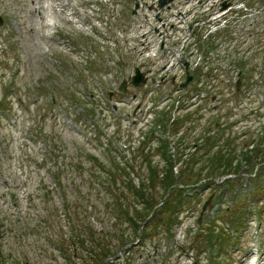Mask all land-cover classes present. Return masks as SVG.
I'll use <instances>...</instances> for the list:
<instances>
[{
  "label": "rangeland",
  "instance_id": "374dc122",
  "mask_svg": "<svg viewBox=\"0 0 264 264\" xmlns=\"http://www.w3.org/2000/svg\"><path fill=\"white\" fill-rule=\"evenodd\" d=\"M259 1L253 6L248 3L252 11L244 24L246 30L241 33L242 45L237 54L233 55L238 45L234 36L229 45H219L218 52L214 50L216 54L203 57L204 61L207 57L212 61L211 72L220 61H225L226 70L232 63H244L247 52V68L257 67L256 77L241 96L233 95L235 89L228 91L223 86L216 89L215 101L210 95L200 102L198 98L190 100L192 107L181 112L183 119L189 117L187 124L176 134L179 123L171 121L178 112L180 97L176 96L175 103L169 106L168 131L157 123L168 108L158 103L164 96L176 94L170 77L181 69L180 66L174 71L177 61L189 59V71L195 73L199 59L188 51L186 55L179 52L191 35L185 31L186 25H193L198 13L186 17L180 38L166 39L170 50L164 61L156 62V45L149 54L145 51L148 46L136 45L138 40L145 43L140 36L152 28L155 33L147 37L149 43L160 44L170 33L169 29L162 31L168 24L162 22L159 26L155 21L156 10L145 8L153 7L154 0H0V98L8 95L13 104L0 120V264H69L75 237L83 235L93 242L91 233L99 239L104 235L112 250L120 251V264L128 257L133 258L134 264H207L213 221L221 217L217 222L219 229L233 232L231 214L225 215L226 205L219 212L217 196L224 188L197 190L195 203L183 208L182 225L175 229L173 239H153L143 247L136 246L129 256L126 252L131 245L126 246L129 241H125L136 238L131 226L116 217L113 206L121 192L113 193L118 186L113 185L109 168L115 163L128 168L136 185L146 177L150 162L164 171V157L146 154L149 148L158 149L159 141H168L174 148H170L169 155L176 154L175 170L187 167L197 148L201 155L210 150L200 149L205 145L202 139L208 137V129L212 131L209 138L215 143L220 141L219 148L228 141L239 150L249 145L245 151L250 152L256 147L253 140L258 141L264 132V0ZM137 3L141 8L134 16ZM196 7L192 4L181 11L186 14ZM172 13H165L162 20ZM143 15L148 16L149 26L146 19L140 18ZM198 27L201 25H195L196 32ZM214 28L211 26V31ZM199 47L205 51L203 42ZM151 68L150 76L147 73ZM136 69H142L149 84H165L154 93V104L162 109L153 108L154 115L144 121L140 116L147 108L152 110L146 102L149 86L132 85ZM180 81L178 78L176 84ZM125 82L126 91L122 93L120 88ZM71 95H77L80 102L74 103ZM234 98L236 104L245 100L254 109V114L252 108L242 109L244 118L238 125L237 111L231 105ZM140 102L142 108L137 110ZM160 130L163 133L156 135ZM151 132L155 134L151 136ZM182 136L185 140H180ZM152 137L157 139L151 142ZM142 146H147L144 151ZM247 169L243 168L240 174L245 181L252 177L244 174ZM118 178L122 182L129 179ZM225 179L216 178L218 182H214L222 186ZM158 198L162 204L163 196ZM254 221L247 231L234 236L238 245L230 249L229 264H264V224L259 228ZM213 238H219L218 232L213 233ZM137 242L138 238L135 245ZM217 252L215 249L212 254ZM78 261L74 263L85 264Z\"/></svg>",
  "mask_w": 264,
  "mask_h": 264
},
{
  "label": "trees",
  "instance_id": "16d2710c",
  "mask_svg": "<svg viewBox=\"0 0 264 264\" xmlns=\"http://www.w3.org/2000/svg\"><path fill=\"white\" fill-rule=\"evenodd\" d=\"M245 1L250 5H253L257 1L260 2L259 0ZM261 3L262 5L264 4L263 2ZM241 64L243 79L250 82L256 73L254 69L247 68L249 66L248 59ZM71 96L74 103L78 104L80 102V99L76 97L77 95ZM8 98V95L2 99L0 98V120L3 119L5 113L10 112L12 109L13 104ZM198 118L201 119V116ZM185 120L188 119H181L177 122L179 124L176 125L177 128L174 133H179L180 128L187 124ZM157 121L160 126L168 131L167 126L170 123L168 113ZM154 134L150 133L151 136ZM209 137L211 136L202 139L205 145L200 149L208 148L210 150L201 155L199 154L201 151L197 148L194 151V157L190 164L177 170L174 169L177 165H174L177 157L176 154L171 155L173 158L170 157L169 152L171 147L169 146V142L158 140V149L149 148L146 154L151 157L155 154L164 157L167 167L164 171H159L150 162L147 167L146 177L137 185L131 179V172L128 168L122 167L119 163H115L112 167L113 169L109 168V176L113 180V185L118 186L113 193L116 195V193L121 192L116 196L117 202L113 206L116 217L122 223L126 221L132 228L135 235L134 238L136 240L138 238L136 245H134L136 243L134 239L125 241H129V243L125 244L126 246L131 245V248L128 250L129 252H126L129 256L136 246L139 248L143 247L153 239L158 241L161 236L166 239L167 236L173 239L175 229L181 224L180 217L184 211L183 208L188 205L190 207L196 201L195 196L197 195L192 196L188 195V193L192 192L193 187L200 185L203 181H205L203 186H215L218 189L224 188L223 193L218 194L219 192H216L218 194L217 200L220 201L218 203L220 205L219 212L226 205L224 209L226 210L225 215H228L230 212L231 220L234 221H232V233L225 228L219 229L217 222L221 220V217L213 221L214 227L209 230L208 243L211 246L208 255L210 258H207V264H229L230 249H235L238 245V242H235L236 236L239 233L247 231L254 219V223L256 222V225L260 228L262 227L264 224V132L258 141L255 139L253 140L255 142L252 141L253 144L257 145L250 152L245 151L248 150L249 145L239 150L237 147H232L228 143L229 141L219 148L220 141H217L219 144L215 143V140ZM185 138L182 136L180 140H185ZM156 139L157 137H152L151 142ZM146 147L142 146V150L144 151ZM145 158H147L146 155ZM112 164L114 163L112 162ZM245 167L248 169L244 171V174L247 173L249 176H252L247 181L242 177L243 174L240 175V172ZM205 172H208V174L205 175ZM252 172L254 176L251 174ZM230 176H234L235 178L226 179L222 183V186H218L214 182L216 178L223 179ZM118 177H129L130 180L126 179L122 182ZM158 196H163L162 204ZM225 201L231 203L232 206H228ZM232 227L230 226V228ZM216 232L219 234L218 239L213 238V233L215 234ZM85 233L87 234V232ZM91 234L93 242H90L83 235L75 237L74 252L71 259H67L69 264H78L74 263L76 260H79L78 262L83 261L85 264H105L109 258L115 259L116 262L109 264H120L118 260V253L120 251L115 252L112 250L104 235L99 239L94 233ZM119 235H121V239L123 240V232H120ZM125 245L123 246L125 247ZM215 249H218V252L214 255L212 252L214 253ZM154 250V252H157V249ZM122 263L134 264V260L132 257H128ZM198 264H200V261Z\"/></svg>",
  "mask_w": 264,
  "mask_h": 264
},
{
  "label": "built area",
  "instance_id": "2783aa9c",
  "mask_svg": "<svg viewBox=\"0 0 264 264\" xmlns=\"http://www.w3.org/2000/svg\"><path fill=\"white\" fill-rule=\"evenodd\" d=\"M225 1L230 2V0H195L193 2L188 3L187 5L177 4L173 12L174 15H171L169 18H165L162 20L163 24L169 25L168 28L166 26L165 28L162 27V31L164 30L165 32H167L169 29L170 33H173L172 36L169 33V35H166L164 39L162 40V42L165 43L164 54L166 55L168 50H170V45L167 43L168 40L166 39H172L174 37L177 39L180 38L181 33L184 32L182 31L181 27H182V24L184 25L186 24V17L194 16L198 13L197 16H199L200 19L199 18L194 19L193 25H186L185 31L187 33H190L191 35H189L188 39L187 37L183 38V40L187 39L186 40L187 44L186 46H184V48L181 49L179 53H181V55H186L187 54L186 52L188 51L190 52L191 57L198 58L199 66L197 65L195 69L200 70L203 74H207L208 72H210L209 69H211L212 67V61L208 59V57L205 58V61L203 60L204 54L213 56L214 54H216L214 50L218 52L219 45H222V44L227 45L228 43L225 41H227L228 39H232V38L234 40V36L237 39V43H238V45L235 46L234 47L235 49L233 50V55H236L238 48L241 47L238 41L240 40V37H242L241 33H242V28L245 23V19L247 18V16H250V15H247V14L241 15L242 14L241 11L245 10L244 6L241 4H234L231 2H230L231 6L227 10L221 11V4ZM192 4L197 5L196 9L192 10L191 12L190 11L186 12V14H183L181 10L190 7V5ZM179 14L182 15L180 18L177 17V15ZM175 21L177 22V25L176 23L174 24ZM162 22L159 23V26L162 25ZM196 24L201 25L200 28L198 27V32H196V29H195ZM213 25L218 29L214 28L215 30L213 29V31H211L212 30L211 26ZM202 32L204 33V35L201 34ZM147 37L145 38V43H144V45H146L145 48L148 46L147 49L149 50V53L150 52L152 53L156 45L157 47L156 54H157L159 52L160 44L162 42L160 44L157 43V41H154L153 43H149V41L146 40ZM157 37L162 38L163 35L161 34L160 36H157ZM194 37H196V39H194ZM190 38L191 40L189 41ZM200 39H203V40L201 42H198L197 40H200ZM202 42L204 45V50H205L204 52L200 51L202 49L199 47L200 43ZM173 44L175 47L176 43H173ZM230 47L233 48L232 45ZM227 54L228 52L225 53V57L227 56ZM185 61L190 62L189 59ZM179 62L180 61H177L176 63L177 67H180ZM225 66H226L225 61H222V62L220 61V64L218 63L217 65L215 64L213 66V69H214L213 72L217 73L216 75L220 74L219 76L222 78L223 75L221 74H223V72H226L230 69V65H228V70H226Z\"/></svg>",
  "mask_w": 264,
  "mask_h": 264
},
{
  "label": "water",
  "instance_id": "95a60500",
  "mask_svg": "<svg viewBox=\"0 0 264 264\" xmlns=\"http://www.w3.org/2000/svg\"><path fill=\"white\" fill-rule=\"evenodd\" d=\"M171 0H162V6H165L168 2H170ZM139 7V4L137 3L136 4V8L134 10V14H136V11ZM192 80V77H188V81L186 84L183 85V87H186L188 83H190ZM147 79L145 78V76L141 73L140 69H136V75L133 77L132 79V85H134L135 87H138L140 86V84L142 83H146ZM126 87H127V83H123V85L121 86V91L125 92L126 91ZM212 199H210L206 204L205 206L203 207V212H202V216L204 214V212L206 211V208L208 206V204L210 203ZM125 252V251H124ZM123 252V253H124ZM112 261V260H111ZM113 262V261H112ZM105 264H108V261L105 263Z\"/></svg>",
  "mask_w": 264,
  "mask_h": 264
},
{
  "label": "bare ground",
  "instance_id": "6f19581e",
  "mask_svg": "<svg viewBox=\"0 0 264 264\" xmlns=\"http://www.w3.org/2000/svg\"><path fill=\"white\" fill-rule=\"evenodd\" d=\"M134 31H135V30H134ZM150 34H152V33H150ZM156 36H159L158 33L156 34Z\"/></svg>",
  "mask_w": 264,
  "mask_h": 264
}]
</instances>
